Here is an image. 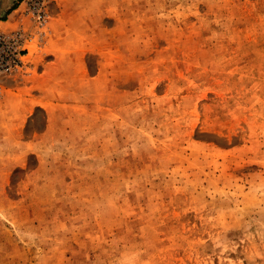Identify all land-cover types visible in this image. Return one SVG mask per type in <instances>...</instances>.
I'll use <instances>...</instances> for the list:
<instances>
[{"label":"rangeland","instance_id":"obj_1","mask_svg":"<svg viewBox=\"0 0 264 264\" xmlns=\"http://www.w3.org/2000/svg\"><path fill=\"white\" fill-rule=\"evenodd\" d=\"M0 20V264H264V0Z\"/></svg>","mask_w":264,"mask_h":264},{"label":"built area","instance_id":"obj_2","mask_svg":"<svg viewBox=\"0 0 264 264\" xmlns=\"http://www.w3.org/2000/svg\"><path fill=\"white\" fill-rule=\"evenodd\" d=\"M41 18V15L37 16L38 20ZM1 53H4L6 64L0 67V72L9 70L10 68L20 64L22 56L20 45H16V43H13V46L9 45L8 41L3 36H0V57Z\"/></svg>","mask_w":264,"mask_h":264},{"label":"crops","instance_id":"obj_3","mask_svg":"<svg viewBox=\"0 0 264 264\" xmlns=\"http://www.w3.org/2000/svg\"><path fill=\"white\" fill-rule=\"evenodd\" d=\"M7 23H8V20H5V21L0 20V31L4 32L7 29L8 27Z\"/></svg>","mask_w":264,"mask_h":264},{"label":"trees","instance_id":"obj_4","mask_svg":"<svg viewBox=\"0 0 264 264\" xmlns=\"http://www.w3.org/2000/svg\"><path fill=\"white\" fill-rule=\"evenodd\" d=\"M13 9H14V7H12V9H10V11L13 10ZM10 11H9V12H10ZM9 12H8V13H9Z\"/></svg>","mask_w":264,"mask_h":264}]
</instances>
